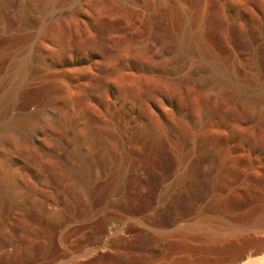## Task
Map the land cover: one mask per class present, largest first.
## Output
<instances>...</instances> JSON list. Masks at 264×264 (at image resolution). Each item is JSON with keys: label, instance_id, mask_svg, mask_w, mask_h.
<instances>
[{"label": "rangeland", "instance_id": "1", "mask_svg": "<svg viewBox=\"0 0 264 264\" xmlns=\"http://www.w3.org/2000/svg\"><path fill=\"white\" fill-rule=\"evenodd\" d=\"M0 100V264H172L132 235L181 231L198 175L194 221L264 219V0H0Z\"/></svg>", "mask_w": 264, "mask_h": 264}, {"label": "bare ground", "instance_id": "2", "mask_svg": "<svg viewBox=\"0 0 264 264\" xmlns=\"http://www.w3.org/2000/svg\"><path fill=\"white\" fill-rule=\"evenodd\" d=\"M189 39L188 37H185L186 43L189 45H194L195 41L193 42V40ZM247 40L249 39H247L245 36L244 41L247 42ZM104 47L105 50H109L110 48L108 47V44ZM9 94H11V87L10 84L7 83V85L3 87V96L6 102L8 101ZM27 123L28 122L23 121V123L20 124L21 128H27ZM141 131L144 138H146L150 143L159 144L164 142L162 136L157 132H151L149 130L142 129ZM54 136L57 143L55 147H60L58 146V143H61L64 139L62 140V137L58 135V133H55ZM127 159L121 160L118 168L116 169L117 171L112 176L113 179L104 183V188L108 195L115 196L118 194L120 195L121 192H124L122 190V181L124 180L123 177L127 172L126 170L128 169L126 161ZM168 162V160L165 161V166H170ZM215 162L216 158H213L212 165H215ZM79 171L89 190H94V188H96V182L93 179L87 177L88 170L87 167L83 165V163L80 164ZM211 189V182L208 178L198 175L193 180H191L187 186V189L185 192H183L184 195H179V199L177 202L175 201L183 216L184 223L183 225L181 224V231L179 230V227L178 232H174L170 236L164 234L165 232H160L156 235L154 242L147 241L141 233H134L132 238L135 240V253L138 256H142L144 254H155L159 251H165V253L170 254L172 257V264H264L263 257L256 258V260L251 259V256L264 250V219L252 223L248 225V227L227 225L224 223L225 221L223 222L225 218L222 220V222L221 220L208 218L194 221V215L198 206L201 204V201H204V197L209 194V192H211ZM96 213V209L93 208L91 209L89 215L92 217ZM177 226L178 225H176V227ZM110 236L111 235L108 233V237ZM39 249L41 250V247ZM101 250L102 249L97 251V253H95L97 255L89 259L88 264L94 263V259L96 260V257L104 252L103 250L101 252ZM246 259H249L250 261L246 262ZM56 263H58L57 260L47 264Z\"/></svg>", "mask_w": 264, "mask_h": 264}]
</instances>
